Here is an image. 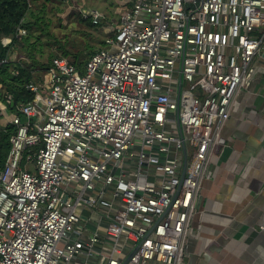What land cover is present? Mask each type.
I'll list each match as a JSON object with an SVG mask.
<instances>
[{"label": "built area", "instance_id": "1", "mask_svg": "<svg viewBox=\"0 0 264 264\" xmlns=\"http://www.w3.org/2000/svg\"><path fill=\"white\" fill-rule=\"evenodd\" d=\"M128 1L84 71L55 57L49 87L27 83L32 100L11 110L0 97L15 126L0 264H184L211 158L264 43V0Z\"/></svg>", "mask_w": 264, "mask_h": 264}, {"label": "crops", "instance_id": "2", "mask_svg": "<svg viewBox=\"0 0 264 264\" xmlns=\"http://www.w3.org/2000/svg\"><path fill=\"white\" fill-rule=\"evenodd\" d=\"M112 2L115 15L119 5L132 6L128 0ZM85 9L79 13L87 11L90 18L94 10L102 11ZM110 21L116 29V16ZM223 134L226 144L211 158L184 264H264V45Z\"/></svg>", "mask_w": 264, "mask_h": 264}, {"label": "trees", "instance_id": "3", "mask_svg": "<svg viewBox=\"0 0 264 264\" xmlns=\"http://www.w3.org/2000/svg\"><path fill=\"white\" fill-rule=\"evenodd\" d=\"M40 1L42 0H0V97L1 100H4L6 94L12 95L13 103L8 105L11 110H16L19 104L28 102L34 97V93L28 90L26 85L30 81H38L35 79V72L39 61L35 56V51L38 49L39 40L42 38L39 32L45 28L49 30L50 26V19L45 16L46 1L49 0H44L43 3H39ZM100 12L104 14L103 11ZM74 14L78 16H75L76 19L85 28L97 30L103 24V22L94 24L92 18H85L82 14L79 16L80 13ZM20 28L26 29V34L19 35L18 30ZM4 36L10 38L6 45L2 42ZM93 39L97 41L100 47L105 46L106 40H99L96 37ZM95 49L96 47L89 41L84 40L82 50L75 54V59L70 63L83 70V66L96 52ZM15 51L21 54L28 53V55L25 54L26 60L18 58L3 62V59L9 57ZM66 54L67 52L64 51L63 56H66ZM22 56L24 57V55ZM26 56L33 63L27 61ZM50 64H42V70L46 71ZM16 71L19 73L15 74ZM14 130L15 126L11 124L0 126V170L5 166L11 147L10 137Z\"/></svg>", "mask_w": 264, "mask_h": 264}, {"label": "rangeland", "instance_id": "4", "mask_svg": "<svg viewBox=\"0 0 264 264\" xmlns=\"http://www.w3.org/2000/svg\"><path fill=\"white\" fill-rule=\"evenodd\" d=\"M43 2L44 0L39 3ZM46 5L45 16L50 19V26L49 30L45 28L43 31L39 32L42 38L39 40L38 49L35 51V56L39 61V64L36 65L35 79L39 81L45 78L47 82L46 86L49 87V76L46 74L47 71L42 70V64H52L53 59L59 55H62L59 57H63L69 62L73 61L75 59V54L82 50L84 40L89 41L96 47L95 50L98 51L104 47V45L100 47L93 38L96 37L99 40H105L107 36L112 35L115 29L110 20L116 16V20L119 21L120 15L119 13L115 15L116 7L112 0H49L46 1ZM75 7H78L77 14H79L81 8H86L85 10H87L93 7L92 9L98 8L102 10L104 12V18L101 19V23L103 22V24L98 28L99 30L85 28L76 19V14L70 15V11L72 12ZM81 14L82 12L79 16ZM23 30V34H26V29L23 28ZM64 51L67 52L66 56H63ZM14 54L16 59L19 58L22 60H26L25 54L28 55V53L24 52L21 54L18 53V51H15ZM22 55H24V57ZM27 61L33 63L29 57H27ZM85 65L82 71L85 70ZM2 124L5 125V120L0 117V126H2ZM24 167L26 168L25 164ZM186 260L187 257L185 256L184 263H186Z\"/></svg>", "mask_w": 264, "mask_h": 264}, {"label": "water", "instance_id": "5", "mask_svg": "<svg viewBox=\"0 0 264 264\" xmlns=\"http://www.w3.org/2000/svg\"><path fill=\"white\" fill-rule=\"evenodd\" d=\"M186 165H187V162L185 161V163H184V168L186 167ZM184 176V175H183Z\"/></svg>", "mask_w": 264, "mask_h": 264}]
</instances>
